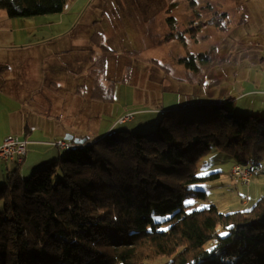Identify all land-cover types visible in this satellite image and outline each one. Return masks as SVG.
<instances>
[{"label": "trees", "instance_id": "trees-1", "mask_svg": "<svg viewBox=\"0 0 264 264\" xmlns=\"http://www.w3.org/2000/svg\"><path fill=\"white\" fill-rule=\"evenodd\" d=\"M70 1L0 0V10L24 20L60 15ZM212 60L213 51L179 62L201 74ZM105 68V60L94 62L92 100L111 103L115 87L106 94L97 80ZM222 97L163 109L144 131L116 130L126 125L118 122L28 178L8 170L0 182V264H264V196L250 210L224 214L200 188L221 177L199 174L213 150L229 158L230 176L235 165L262 169L264 111Z\"/></svg>", "mask_w": 264, "mask_h": 264}, {"label": "rangeland", "instance_id": "rangeland-1", "mask_svg": "<svg viewBox=\"0 0 264 264\" xmlns=\"http://www.w3.org/2000/svg\"><path fill=\"white\" fill-rule=\"evenodd\" d=\"M180 1L97 0L95 2L96 7L101 4L105 9L113 10L114 7L120 19L123 18L122 14L126 13L134 19L135 30L139 28L136 22L143 18L145 11L153 18L145 27V36L143 39L140 38L141 43L146 47L144 52L136 51L137 36L132 33L131 25L123 19L120 33L110 31L108 25L104 27L107 34H111L109 38L117 53L105 56L97 46L101 43L106 44V41L103 39L102 42L99 39L93 41L96 45V48H93L96 55L91 59L89 73L91 75L94 62L105 60V73L98 75V78L95 77L106 94L109 93V84L115 87L116 99L111 102L113 104L89 100L87 90H80L77 85L78 94H82V104L78 107L73 104L71 107L75 110L72 114V121L75 123L72 131L75 134L85 136L84 139L87 141L97 140L100 135L105 134L98 133L100 122L104 132L111 123L116 122L115 126L127 116H134V119L126 125H119L116 130L132 132L154 128L162 119L161 108L182 105L174 104L166 107L169 104L167 101L169 96L175 102L174 95L188 102L192 99L222 100V96L234 98L239 93H246V98L239 104L244 107L263 105L260 95L264 92V26L261 25H264V0L245 2L252 5V8L249 19L246 23L243 21L245 25L241 26L237 25V22L241 21L240 17L236 19L233 15L231 19L237 21L232 22L221 17L225 10L232 8V3L223 6V2L227 0H197L194 9H191L188 1L182 0L181 3ZM223 7L227 9L224 10ZM92 15L95 13L90 14L89 17ZM227 15L229 16L228 13ZM170 17L174 19L172 22H168ZM217 26H220V29H217ZM181 38L183 41L180 40ZM166 39L168 41L161 44V41ZM97 50L101 51V55L97 54ZM131 51L136 52L129 53ZM212 51L211 66L205 68L201 74L190 73L179 62L185 56L201 52L209 54ZM140 54L143 55V59L151 60L148 79L134 76L133 72L129 71L121 75L118 72L113 74L111 70L113 66H109L110 64L107 69V60L113 55L114 65L124 61L128 66L134 63L133 58L139 57ZM153 61L155 64H152ZM74 67L69 68L67 73L73 77L80 76L79 70H82V67L75 69ZM232 75L235 79L230 78ZM58 92H64L60 94L65 102L71 99V91L67 87ZM200 94L210 98L214 96L222 98H201ZM2 115L3 113H0V116ZM6 120L7 118L0 117V136L3 130L4 134L7 132ZM51 132L53 134L52 128L47 126L46 129L42 128L40 132L31 135L33 140L39 141L36 142V150L32 154L29 151L30 154L21 166L11 164L10 167L14 168L12 171L19 169L21 176L28 178L52 161L59 159L67 149L57 146ZM225 157L220 156L217 150H213L205 157L202 162L203 167L200 165L199 174L220 172L221 177L218 181L202 184L200 188L207 192L210 204L216 205L224 214L250 210L264 196V160L261 174L254 178L251 185L244 186L232 180L230 176L232 163L227 160L228 157L227 159ZM5 165L9 164L0 160V178L7 179Z\"/></svg>", "mask_w": 264, "mask_h": 264}, {"label": "crops", "instance_id": "crops-1", "mask_svg": "<svg viewBox=\"0 0 264 264\" xmlns=\"http://www.w3.org/2000/svg\"><path fill=\"white\" fill-rule=\"evenodd\" d=\"M96 1L71 0L60 15L33 17L24 20H12L4 11L0 10V113H3L0 117L7 118L8 125L6 134H4V130L1 132L0 146L5 138L10 135L26 140L28 143L27 155L23 163H25L30 152L31 154L34 153L36 142H39L33 140L31 135L40 132L42 128L46 129L47 126L52 128L53 134L51 132V136L56 139L58 147L62 142H65L69 147L74 145L73 142L65 140L66 135H72L78 139L86 138L72 131L75 124L72 121V114L75 110L71 107L73 104L75 107L82 104V94H78L77 85L81 88L80 90L86 89L87 97L92 100L94 84L93 77L89 73V67L92 57L96 55L93 51V48H96L93 43L95 34H98L96 39H99L100 42L102 39L105 40L106 45L115 50L111 38H109L111 34H107L108 32L104 27L108 25L110 31L120 33L123 19L128 25H131L132 33L137 36L136 51H145V44L141 43L140 38L143 39L145 36V27L150 24L153 17L151 18V15H147V11H145L143 18L136 22L139 28L135 30L134 19L126 13H123V18L120 19L114 7L113 10L105 9L102 4L96 7ZM246 1L251 0H227V2H223V6L228 3L233 4L231 9L228 8V11L225 10L227 8L223 7L225 12L229 14V21H235L237 17H240L241 21L240 23L237 22V25H245L252 8L249 3L245 4ZM92 13L95 15L89 17ZM233 15L236 16V19H231ZM97 54L101 55V51L97 50ZM142 56L140 54L139 57L133 58L134 63L129 62L131 65L127 66L124 61L114 65L112 63L113 55L107 60V69L110 64L109 66H113L111 68L113 74L118 72L121 75L129 71L133 72L134 76L148 79L151 60L143 59ZM146 65H148V71H146ZM79 66L82 67V70H79L80 76L73 77L67 73L69 68L74 67L75 69ZM230 78L235 79V76L232 75ZM65 87L71 91V99L66 102L61 96L64 92H58ZM171 91L173 92V89ZM202 95L199 96L208 98ZM174 96L176 97L175 102L169 98L170 96L167 98L169 104L166 107L187 102L179 96ZM245 96L246 93H239L234 97L237 106L247 110L264 111V92L260 95L263 105L256 107H244L239 104L241 100L246 98ZM163 109L166 108H161L160 112ZM114 123L116 122L111 123L109 128L103 132L100 122L99 135L113 130L117 126H114ZM11 164L5 165L4 171L7 174L8 170L14 169L10 167ZM5 180L7 179L0 178V182Z\"/></svg>", "mask_w": 264, "mask_h": 264}, {"label": "built area", "instance_id": "built-area-1", "mask_svg": "<svg viewBox=\"0 0 264 264\" xmlns=\"http://www.w3.org/2000/svg\"><path fill=\"white\" fill-rule=\"evenodd\" d=\"M134 119V116H127L119 123L126 124ZM27 141L17 136L10 135L5 138L3 144L0 146V160L5 164L15 163L21 165L27 155ZM59 146L63 149L69 146L62 142ZM260 169L244 170L240 165H235L231 171L232 180L236 184L250 185L253 178L260 173Z\"/></svg>", "mask_w": 264, "mask_h": 264}, {"label": "water", "instance_id": "water-1", "mask_svg": "<svg viewBox=\"0 0 264 264\" xmlns=\"http://www.w3.org/2000/svg\"><path fill=\"white\" fill-rule=\"evenodd\" d=\"M65 140L69 142H73L74 145H82L85 144L87 141L86 139L74 138L72 135H66Z\"/></svg>", "mask_w": 264, "mask_h": 264}]
</instances>
